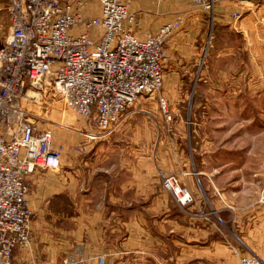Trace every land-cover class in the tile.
<instances>
[{"label": "crops", "instance_id": "0c3cea01", "mask_svg": "<svg viewBox=\"0 0 264 264\" xmlns=\"http://www.w3.org/2000/svg\"><path fill=\"white\" fill-rule=\"evenodd\" d=\"M126 1L140 39L182 19L166 40L169 60L159 94L171 101L188 86L195 91L204 78L197 65L207 9L192 0ZM98 13L97 4L85 12ZM177 105L171 107L174 119L166 120L151 105L134 104L111 132L88 141L86 153L71 148L84 139L76 125L56 122L61 127L50 128L41 121L40 127L52 130L53 145L63 147L60 167L36 169L27 178L31 243L14 250L13 264H99V256L102 264H237L230 258L234 239L251 251L263 243L257 235L264 230L258 191L243 199L241 187L212 178L215 138L203 128L210 121L198 129L191 121L186 128ZM162 168L179 174L192 195L189 203L180 205L160 185L156 175ZM52 197L58 204L53 226L45 209ZM148 214L158 234H145ZM115 221L125 226L123 234H115Z\"/></svg>", "mask_w": 264, "mask_h": 264}, {"label": "built area", "instance_id": "2783aa9c", "mask_svg": "<svg viewBox=\"0 0 264 264\" xmlns=\"http://www.w3.org/2000/svg\"><path fill=\"white\" fill-rule=\"evenodd\" d=\"M95 1L99 13L87 17L91 0H0L10 22L0 46V264H13L14 250L31 243L28 176L60 167L63 147L53 145L52 130L40 127L47 119L34 109L41 94L54 90L90 126L73 128L84 137L73 150L86 153V141L107 135L140 97L163 85L165 42L181 20L140 39L128 1ZM192 2L212 9L215 0ZM97 28L101 32L92 31ZM158 102L170 120L164 99ZM159 175L177 203L192 200L176 173ZM260 176L258 203L264 205V160ZM230 246L238 264H264L253 251Z\"/></svg>", "mask_w": 264, "mask_h": 264}, {"label": "rangeland", "instance_id": "374dc122", "mask_svg": "<svg viewBox=\"0 0 264 264\" xmlns=\"http://www.w3.org/2000/svg\"><path fill=\"white\" fill-rule=\"evenodd\" d=\"M91 1V4H97L95 0ZM219 2L221 3L218 6ZM205 15L209 25L200 46L199 65H197V72L204 78L197 80L199 82L197 89L194 91L188 86L174 98L171 95L169 101L167 97L159 94L161 87L159 92L149 98L140 97L135 104L140 101L143 104L147 103V107L151 105L162 118L166 119L158 102L162 97L171 116L170 120H173L171 107L173 105L176 107L178 102L180 117L188 125L186 128H189L191 121L195 122L194 126L198 129L201 121L209 120L210 126L203 128L206 131L210 128L215 138L212 149L217 154L215 153L213 166L217 171L212 178L218 183H234L235 186L241 187L243 199L250 198L257 191L259 194L262 183L260 165L264 160V0H215L213 8L207 9ZM212 17L219 18V21L217 22V19L212 21ZM9 23L6 11L0 7V46L5 44ZM168 60L167 55V60L162 64V72ZM219 72H222V77L220 75L217 79ZM40 98V103L34 106L35 112L54 121L42 120L44 126L59 128L61 126L57 123H63L76 125L75 127L82 131L91 129L74 114L54 90L50 89L46 94L42 93ZM150 113L152 114L151 110ZM81 141L77 144L81 145L83 143ZM85 143L87 149L89 142ZM192 145L195 146L194 143ZM71 148L73 150L72 146ZM189 149L188 146V151ZM160 172L175 173L167 168L158 169L156 177L159 180ZM52 198L46 202L45 208L51 226L56 225V221H52L51 216L57 214L58 208L57 198ZM68 208L73 210L71 207ZM146 217L147 221L143 224L145 234H158L155 224L151 221L152 218L149 214ZM114 226L115 234L124 233L125 226L122 223L115 221ZM46 230L51 232L48 225ZM257 235L260 238L264 237V230L262 229ZM233 243L231 244L240 247L236 239ZM259 244L252 248V251L264 261V241ZM229 249L230 258L236 260L238 264L231 246ZM242 249L248 251L243 246Z\"/></svg>", "mask_w": 264, "mask_h": 264}]
</instances>
